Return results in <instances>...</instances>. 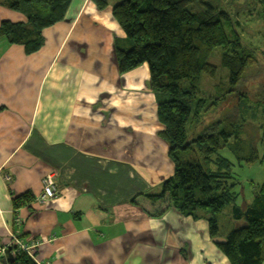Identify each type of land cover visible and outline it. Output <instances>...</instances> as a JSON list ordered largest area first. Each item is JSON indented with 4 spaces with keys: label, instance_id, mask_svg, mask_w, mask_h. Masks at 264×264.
I'll return each instance as SVG.
<instances>
[{
    "label": "crops",
    "instance_id": "crops-1",
    "mask_svg": "<svg viewBox=\"0 0 264 264\" xmlns=\"http://www.w3.org/2000/svg\"><path fill=\"white\" fill-rule=\"evenodd\" d=\"M114 1L72 0L32 54L0 38V243L39 240L35 259L49 264H231L207 220L147 213L145 194L175 165L148 66L119 71ZM25 19L0 5V24ZM51 172L60 193L42 203Z\"/></svg>",
    "mask_w": 264,
    "mask_h": 264
},
{
    "label": "trees",
    "instance_id": "trees-1",
    "mask_svg": "<svg viewBox=\"0 0 264 264\" xmlns=\"http://www.w3.org/2000/svg\"><path fill=\"white\" fill-rule=\"evenodd\" d=\"M72 0H0V5L22 13L23 21L3 20L0 38L10 44L23 45L32 54L44 44V30L63 20ZM264 17V0H257ZM100 8L108 0H96ZM116 21L126 33V40L115 42V54L120 73L146 64L150 83L157 97V116L163 128L159 135L170 146L174 161L172 175L162 184L160 193L145 194L151 201L147 213L162 217L170 208L209 223L212 238L224 236L216 243L231 264L264 263V182L257 184L253 200L245 207L237 204L236 183L230 184L233 163L220 155L228 148L239 162H255L259 151L251 143L248 148L233 143L242 141V129L233 120L215 132L189 139L187 125L194 111L204 106L197 98L202 73L214 75L216 66L209 56L217 47L223 49L221 63L229 69L232 85H238L242 75L254 62L253 50L247 48L237 32L229 35L225 19L209 1L200 0H119L112 9ZM197 100V102L195 101ZM3 108H0V111ZM199 157H193L191 149ZM31 195L15 199V205L25 204ZM136 203V198L132 200ZM232 205V218L244 222L240 227L221 232L218 214ZM7 264H37L26 252L14 256Z\"/></svg>",
    "mask_w": 264,
    "mask_h": 264
},
{
    "label": "rangeland",
    "instance_id": "rangeland-1",
    "mask_svg": "<svg viewBox=\"0 0 264 264\" xmlns=\"http://www.w3.org/2000/svg\"><path fill=\"white\" fill-rule=\"evenodd\" d=\"M203 1H209L217 12L223 11L229 16L230 20L220 16L225 20L228 34L237 32L242 43L253 50L254 62L247 67L238 85H232L229 69L221 63L223 49L217 47L213 50L208 61L216 66V72L213 76L202 73L197 98L205 100L204 106L194 111L187 132L191 140L207 132L223 129L227 119L242 127V141L233 137V143L245 148H248L247 143H251L259 151L260 159L250 163L239 162L228 148L219 153L233 163L230 184L236 183L234 191L238 193L237 204L245 207L252 202L257 184L264 182V17L257 0H200ZM190 153L193 157H199L194 148ZM161 191L162 186L151 193ZM231 214V204L218 214L223 234L244 224L242 220L234 221ZM210 240L216 243L214 238ZM225 261L228 262V258Z\"/></svg>",
    "mask_w": 264,
    "mask_h": 264
},
{
    "label": "built area",
    "instance_id": "built-area-1",
    "mask_svg": "<svg viewBox=\"0 0 264 264\" xmlns=\"http://www.w3.org/2000/svg\"><path fill=\"white\" fill-rule=\"evenodd\" d=\"M10 180L11 177L7 176ZM43 183V191L41 192L39 196V200L42 203H46L48 200L53 199L57 197L60 193V187L56 180V176L54 172L48 173L45 175L42 179ZM17 224L21 223V218L17 215L15 219ZM40 244L39 240H27L25 238H19L16 235H13V237L10 239L8 243L1 244L0 243V256H4L6 258L7 255V249L8 247H12L11 253L16 256L20 252H26L28 255H30L37 264H49L47 263H41L37 261L35 250Z\"/></svg>",
    "mask_w": 264,
    "mask_h": 264
},
{
    "label": "water",
    "instance_id": "water-1",
    "mask_svg": "<svg viewBox=\"0 0 264 264\" xmlns=\"http://www.w3.org/2000/svg\"><path fill=\"white\" fill-rule=\"evenodd\" d=\"M214 241L216 243L225 242L226 241V238L223 237V236H218V237H215L214 238ZM11 250H12V247L11 246L8 247V249H7V255H6V259L10 263L14 261V255L11 253Z\"/></svg>",
    "mask_w": 264,
    "mask_h": 264
},
{
    "label": "bare ground",
    "instance_id": "bare-ground-1",
    "mask_svg": "<svg viewBox=\"0 0 264 264\" xmlns=\"http://www.w3.org/2000/svg\"><path fill=\"white\" fill-rule=\"evenodd\" d=\"M5 260L7 261V259L5 258ZM8 262V261H7Z\"/></svg>",
    "mask_w": 264,
    "mask_h": 264
}]
</instances>
